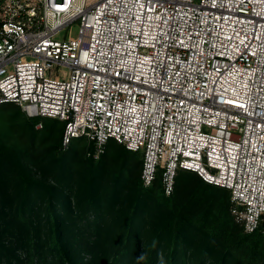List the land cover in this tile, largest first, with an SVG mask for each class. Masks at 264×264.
<instances>
[{
	"label": "built area",
	"instance_id": "1",
	"mask_svg": "<svg viewBox=\"0 0 264 264\" xmlns=\"http://www.w3.org/2000/svg\"><path fill=\"white\" fill-rule=\"evenodd\" d=\"M5 102L63 120L94 158L109 138L140 152L165 194L178 168L227 188L264 241V0H0Z\"/></svg>",
	"mask_w": 264,
	"mask_h": 264
},
{
	"label": "trees",
	"instance_id": "2",
	"mask_svg": "<svg viewBox=\"0 0 264 264\" xmlns=\"http://www.w3.org/2000/svg\"><path fill=\"white\" fill-rule=\"evenodd\" d=\"M64 127L0 105V264H264L227 188L178 168L165 194L140 152L109 138L94 159L85 136L62 148Z\"/></svg>",
	"mask_w": 264,
	"mask_h": 264
},
{
	"label": "rangeland",
	"instance_id": "3",
	"mask_svg": "<svg viewBox=\"0 0 264 264\" xmlns=\"http://www.w3.org/2000/svg\"><path fill=\"white\" fill-rule=\"evenodd\" d=\"M77 28H78L77 23H72L71 25L66 26V27L62 28L61 30H59L56 33L55 37L58 38V39H62V38H73V37H75L77 35ZM36 127H40V123H37L36 124ZM70 141H71V139L66 144H63L62 139H61L62 148H65L66 146H68V144L70 143ZM85 141L88 142V139L86 137H85ZM116 142H118V141L116 140ZM118 143H121V142H118ZM94 159H96V158H94ZM229 202H230V198H229ZM28 262H29V264L31 263L30 262V259H29Z\"/></svg>",
	"mask_w": 264,
	"mask_h": 264
}]
</instances>
